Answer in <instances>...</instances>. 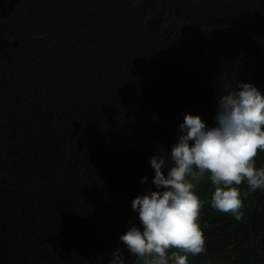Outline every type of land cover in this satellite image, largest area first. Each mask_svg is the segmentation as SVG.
Instances as JSON below:
<instances>
[{
  "label": "trees",
  "instance_id": "obj_1",
  "mask_svg": "<svg viewBox=\"0 0 264 264\" xmlns=\"http://www.w3.org/2000/svg\"><path fill=\"white\" fill-rule=\"evenodd\" d=\"M228 1L217 24L245 41L264 0H0V264H107L139 222V176L153 155L170 160L179 130L168 115L144 118L118 81L151 80L153 43L165 50L188 30L179 23L203 33L209 3L213 18ZM193 183L206 250L189 264H264V191L236 186V220L209 210L207 173Z\"/></svg>",
  "mask_w": 264,
  "mask_h": 264
},
{
  "label": "clouds",
  "instance_id": "obj_2",
  "mask_svg": "<svg viewBox=\"0 0 264 264\" xmlns=\"http://www.w3.org/2000/svg\"><path fill=\"white\" fill-rule=\"evenodd\" d=\"M228 2L215 4L213 18L209 3L199 20L203 33L179 23L188 30L165 50L153 43L157 76L118 81L134 90L144 118L168 115L179 130L170 160L153 155L151 168L139 176L141 190L131 201L139 222L119 236L107 264H189V255L204 252L203 201L193 182L205 173L214 188L207 204L214 214L241 219V182L264 191V16L245 41L237 40L217 24L229 15ZM112 145L114 158L122 160L121 146Z\"/></svg>",
  "mask_w": 264,
  "mask_h": 264
}]
</instances>
